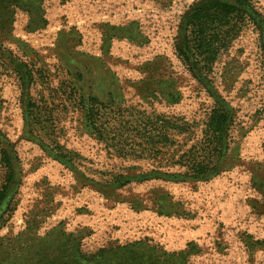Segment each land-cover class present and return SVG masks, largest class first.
<instances>
[{"label": "rangeland", "instance_id": "374dc122", "mask_svg": "<svg viewBox=\"0 0 264 264\" xmlns=\"http://www.w3.org/2000/svg\"><path fill=\"white\" fill-rule=\"evenodd\" d=\"M200 1L0 0L6 264H264V0H220L248 13L209 70L186 48ZM216 104L228 139L195 175Z\"/></svg>", "mask_w": 264, "mask_h": 264}, {"label": "trees", "instance_id": "16d2710c", "mask_svg": "<svg viewBox=\"0 0 264 264\" xmlns=\"http://www.w3.org/2000/svg\"><path fill=\"white\" fill-rule=\"evenodd\" d=\"M247 13V10L238 11L236 7L225 4L220 0H201L199 3H196L194 6H192L191 10L183 20V25L189 30L190 33L187 38L186 46L188 55L195 56L197 58L200 56H206V60H202L201 62L199 60L197 61V63L200 62L198 67L203 70H209L211 66L210 62L216 59L218 51L221 48H226V41L230 39V36L235 34L236 28L242 24L243 18L247 16ZM255 17L257 18L256 14ZM220 27L223 29L225 28V30L223 31ZM207 59L210 60V62L207 61ZM230 117V114L226 112L222 104H216V107L209 116L208 122L206 124L207 131L203 140L205 144H207V147L198 160L193 159L191 162L192 166L190 169L195 175L196 173L198 175V171H203L201 170L203 167L207 169L206 164L208 165L210 161L211 164H213L216 161V158L220 159L218 156L220 157L225 140L228 139L227 130H230L229 125L233 122V119ZM3 154L4 157L1 160V164L5 181H3V184L0 186V207L8 196L14 174L10 156L7 154V152H3ZM212 171L215 172V175L220 174V170H217L216 167L215 169L213 168ZM253 173L256 174V171L253 170ZM70 236L72 237V244L77 245L79 243L77 242L79 237H75L72 234H70ZM18 239L19 238L15 237L12 238L11 242L1 241L0 257H8V259L2 258L0 260V264H6L10 258L8 252L5 251L7 250V243H9V245H15L14 243ZM135 247L136 245H129L123 250H127L130 254H133ZM110 251L114 250H109V248H101L93 254L87 255L83 253L81 256H73L72 258L69 257V264H79V262L80 264L85 262L86 264L111 263L112 258L108 257H116L117 253L108 256ZM62 252H64V254L68 253V251L65 252L64 250ZM77 255H80L79 252ZM51 256L52 255L48 252L45 253L38 264H52L54 259L51 258ZM60 256L62 257V255ZM143 258L144 255L141 257V259ZM11 264H25V260H23L22 256H18L17 259H15V261ZM26 264H28V260L26 261Z\"/></svg>", "mask_w": 264, "mask_h": 264}]
</instances>
